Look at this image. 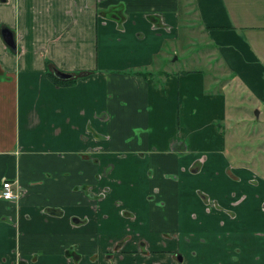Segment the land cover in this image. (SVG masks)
<instances>
[{"label": "crops", "instance_id": "obj_1", "mask_svg": "<svg viewBox=\"0 0 264 264\" xmlns=\"http://www.w3.org/2000/svg\"><path fill=\"white\" fill-rule=\"evenodd\" d=\"M189 1L230 80L168 68ZM228 94L264 117V0H0V264H264V157Z\"/></svg>", "mask_w": 264, "mask_h": 264}, {"label": "rangeland", "instance_id": "obj_2", "mask_svg": "<svg viewBox=\"0 0 264 264\" xmlns=\"http://www.w3.org/2000/svg\"><path fill=\"white\" fill-rule=\"evenodd\" d=\"M187 16H182V23L184 24V27L188 29L189 21L188 18L191 21L192 25V37H189V39H186L183 41V43H186L187 45L184 48V51L179 52V57H175V53L170 55L171 61L169 62L168 60V68L172 70H177V69H186V68H199L203 70L204 72L209 71L210 74L215 75L218 77V84H221L225 82V80H230L226 79L222 75L225 74V69L222 67H217L215 63V57H214V51L212 46H203V33H200L198 21L196 20V12L194 10L192 2H188V7L186 11ZM201 47V50H198V47ZM190 49V52H188ZM223 77V78H222ZM231 94H228V110H233L232 112L234 113L233 105L229 101ZM242 104L248 103V99L240 100ZM250 107V112L249 114H245V116H240L242 114L234 113L232 115V119L229 120L231 122V128H240L238 130V136H235L240 140V143H243L245 147L250 146L253 150H256L257 152L254 154L252 158L251 165L252 166H257L255 159L257 157L262 158L264 157V117L261 115L259 118L254 116V110L257 107ZM234 117L237 119V125L240 124V126L233 125L235 121ZM224 128L225 134L228 136L229 131H228V125L224 124L222 126ZM243 129V130H241ZM255 131V132H254ZM234 143L231 142V139L228 138L227 141V150L234 149L231 147ZM259 154V156H258ZM262 156V157H261ZM246 159V158H245ZM258 174H264L263 172H257ZM239 233L243 231V228H240ZM230 250V249H229ZM236 250V249H234ZM217 264H220V260H216ZM226 264H230V261L224 260ZM244 261L241 259V256L234 259L231 264H237L240 263L242 264ZM196 264H210V263H204L203 261H195ZM211 264H216L215 261H212Z\"/></svg>", "mask_w": 264, "mask_h": 264}, {"label": "built area", "instance_id": "obj_3", "mask_svg": "<svg viewBox=\"0 0 264 264\" xmlns=\"http://www.w3.org/2000/svg\"><path fill=\"white\" fill-rule=\"evenodd\" d=\"M20 193L17 189V180L5 179L0 185V198L17 199Z\"/></svg>", "mask_w": 264, "mask_h": 264}, {"label": "water", "instance_id": "obj_4", "mask_svg": "<svg viewBox=\"0 0 264 264\" xmlns=\"http://www.w3.org/2000/svg\"><path fill=\"white\" fill-rule=\"evenodd\" d=\"M3 36L5 37L6 41L12 46V47H16V43H15V38H14V35H13V31L8 28V27H4L3 30ZM54 72L57 76L59 77H63V78H69L72 76L71 73H68L66 71H62L58 68H55L54 69ZM255 113L257 114L258 113V110L255 109Z\"/></svg>", "mask_w": 264, "mask_h": 264}, {"label": "trees", "instance_id": "obj_5", "mask_svg": "<svg viewBox=\"0 0 264 264\" xmlns=\"http://www.w3.org/2000/svg\"><path fill=\"white\" fill-rule=\"evenodd\" d=\"M133 72L142 73V74H144V75H146V76L152 73L151 71H148V70H142V69L133 70ZM51 75H52V77H53L58 83H60L61 81L64 82V83L74 81L72 78H71V79H59V78L55 75L54 72L51 73Z\"/></svg>", "mask_w": 264, "mask_h": 264}]
</instances>
